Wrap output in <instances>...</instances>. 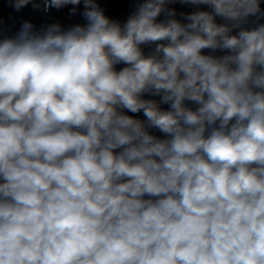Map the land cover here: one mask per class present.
Segmentation results:
<instances>
[{"label":"clouds","instance_id":"clouds-1","mask_svg":"<svg viewBox=\"0 0 264 264\" xmlns=\"http://www.w3.org/2000/svg\"><path fill=\"white\" fill-rule=\"evenodd\" d=\"M7 3L0 264H264V0Z\"/></svg>","mask_w":264,"mask_h":264},{"label":"built area","instance_id":"built-area-1","mask_svg":"<svg viewBox=\"0 0 264 264\" xmlns=\"http://www.w3.org/2000/svg\"><path fill=\"white\" fill-rule=\"evenodd\" d=\"M139 2H142V0H98V3L105 8L107 16L121 22L127 19ZM70 7L68 6L61 10L52 9L48 13H44L42 10H33L31 5H29L20 12H16L8 6L7 0H0V38L14 35L24 20L30 21L37 30L52 23H60L65 27L78 23L83 24L84 21L79 15H68ZM170 7L176 8L177 19H180V12L189 13L195 10L191 6L182 7L179 4L171 5ZM203 7L206 8V6ZM262 7H264V4H262ZM160 19H163V16ZM218 22L221 21L218 19ZM142 47H145V51L148 50L146 46ZM207 52L208 50H205L206 54ZM162 107L167 108V105H163ZM139 118L144 119L142 113L139 114Z\"/></svg>","mask_w":264,"mask_h":264}]
</instances>
